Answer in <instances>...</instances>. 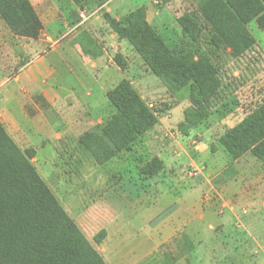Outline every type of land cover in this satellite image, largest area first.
<instances>
[{"label": "rangeland", "instance_id": "obj_1", "mask_svg": "<svg viewBox=\"0 0 264 264\" xmlns=\"http://www.w3.org/2000/svg\"><path fill=\"white\" fill-rule=\"evenodd\" d=\"M29 1L41 23L37 37L13 33L0 16V85L57 52L43 63L57 70L47 81L56 100L37 94L25 101L29 125L38 131L30 144L43 152L31 163L106 264H264V164L250 153L232 160L219 144L264 104V32L258 23L248 25L252 49L234 57L229 49L210 45L200 0H109L100 8L92 2ZM107 5L118 21L145 8L148 23L168 47L181 43L180 17L195 16L203 30L199 45L222 83V98L202 123L186 121V112L195 109L188 88L170 93L126 40L111 42L115 32L103 16ZM97 43L105 54L92 61L88 54H95ZM64 48L79 54L72 52L73 73ZM122 80L158 123L101 167L80 139L98 127L106 128L110 141L131 131L106 95ZM11 129L18 144L5 128L6 133L25 152L27 147L20 146H27V138ZM155 158L163 169L154 176L143 173L141 168Z\"/></svg>", "mask_w": 264, "mask_h": 264}, {"label": "trees", "instance_id": "obj_2", "mask_svg": "<svg viewBox=\"0 0 264 264\" xmlns=\"http://www.w3.org/2000/svg\"><path fill=\"white\" fill-rule=\"evenodd\" d=\"M71 1L76 6L92 2L100 8L109 0ZM199 13L210 34V45L225 47L234 57L243 56L255 44L248 29L251 22H257L264 32V0H200ZM0 16L21 36L37 37L41 29L29 0H0ZM103 16L170 93L189 89L195 109L186 112V121L194 126L202 123L220 102L222 83L216 65L199 45L203 30L195 16L180 17L182 40L173 47L148 23L143 7L123 21L107 13ZM107 97L132 129L113 141L107 138L105 127L82 135V149L98 165L129 149L158 123L127 80ZM219 144L232 160L250 153L264 164V104L227 131ZM35 155L34 149L22 151L0 122V264H106L38 175L31 163ZM162 169V161L155 158L141 171L154 176Z\"/></svg>", "mask_w": 264, "mask_h": 264}, {"label": "crops", "instance_id": "obj_3", "mask_svg": "<svg viewBox=\"0 0 264 264\" xmlns=\"http://www.w3.org/2000/svg\"><path fill=\"white\" fill-rule=\"evenodd\" d=\"M106 7H107L106 11L108 12V14L110 13L111 15H113V12L110 11L108 5ZM114 16L117 17L116 15H114ZM178 17H180V15ZM95 20L97 21V19H95ZM95 23H94V21H92L89 26L93 27V24H95ZM81 24H83V23H81ZM115 37L118 40H120L116 34H110L109 39L111 40L112 43H116V41H114ZM122 41H124V40H122ZM122 41L120 40V44ZM97 45H98V47H97V50L95 51L94 55H96V57H97L96 59H98V58L101 59L100 57L104 56L105 50L103 47H101L99 45V43H97ZM113 45L115 46V44H113ZM63 52H65L64 54H65V56H67L66 60L67 59L71 60V58L73 56L72 52H75L77 54L76 50H74L73 48H71L70 50L64 48ZM52 53H57V52L52 51L51 53H47L46 55L40 57L39 60H36L35 62H33L32 65L29 64V66H26L23 70H21L18 73V75H16L14 78H11L9 83H7V84L5 83L3 85L2 84L0 85V96L3 95L2 98L0 97V118H1V121L4 123V127L6 128L7 132L15 139L17 144H18L19 140H17L16 134H12L11 128L14 129V132L20 131L19 135H21V139L27 138V141L25 140V142L26 143L28 142L27 146H23V144H21L20 147L23 150H25V147H27V149L33 148L36 151V155L37 154L41 155V154H43V152L38 151V153H37L36 146L38 144H36V146H35V144L34 145L30 144L31 143L30 136H31L32 140L35 141L34 136L37 134L34 131H36V132H38V131H37V129H34L35 125L34 126L29 125V123L32 120H31V117H29L27 111L25 110V101H26V99L29 101L30 98L36 96L37 94H43L44 97L47 98L48 100L49 99H52L54 101L56 100V98H51L49 96V95H53V89H52V86L49 85L47 81H49L50 79H54L55 76H57V70L53 67V65L51 63H49V65L43 64L46 61L48 62V56L51 55ZM77 55L79 56V54H77ZM92 55L88 54V56H90L89 57L90 60L93 61V59H95V58H93L94 55L93 56ZM72 61L73 60H71V62L67 63V67L70 70V73H73L72 72L73 67H71V65H73ZM39 66H40V70H39ZM23 73H25V75L22 78ZM1 77H0L1 80L3 81L4 77L3 76H1ZM76 83H77V81H76ZM26 89H28V90H26ZM22 91H28V92L22 93ZM107 93H106V95H107ZM58 99H59V97H58ZM11 106H13L12 108H14V110L10 109ZM16 114L19 115L20 117H17ZM18 122H20V123H18ZM101 124L102 123H100V125ZM21 139H20V142H23ZM112 162H114V158L110 162H108L107 164L99 165V166L104 167L106 165L111 164ZM119 264H121V263H119Z\"/></svg>", "mask_w": 264, "mask_h": 264}, {"label": "built area", "instance_id": "obj_4", "mask_svg": "<svg viewBox=\"0 0 264 264\" xmlns=\"http://www.w3.org/2000/svg\"><path fill=\"white\" fill-rule=\"evenodd\" d=\"M81 18L86 19L85 14L82 12L80 13ZM51 42V41H50ZM52 43V42H51ZM54 44V43H53Z\"/></svg>", "mask_w": 264, "mask_h": 264}]
</instances>
